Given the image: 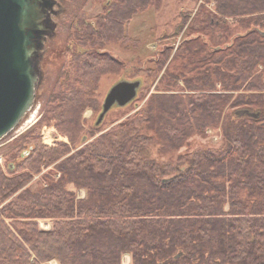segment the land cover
I'll use <instances>...</instances> for the list:
<instances>
[{"label":"trees","instance_id":"trees-1","mask_svg":"<svg viewBox=\"0 0 264 264\" xmlns=\"http://www.w3.org/2000/svg\"><path fill=\"white\" fill-rule=\"evenodd\" d=\"M161 1H108L95 26L79 20L43 117L4 153L0 264H122L124 255L129 264H264V0H201L188 37L194 30L232 37L228 18L245 32L212 48L187 38L173 69H164L170 53L162 52L155 69H164L162 88L77 146L100 77L123 65L101 48L114 39L126 49L138 45L127 23ZM52 123L69 143L42 144L39 131ZM210 128L222 131L220 149L172 156Z\"/></svg>","mask_w":264,"mask_h":264},{"label":"rangeland","instance_id":"rangeland-1","mask_svg":"<svg viewBox=\"0 0 264 264\" xmlns=\"http://www.w3.org/2000/svg\"><path fill=\"white\" fill-rule=\"evenodd\" d=\"M108 1L112 3L116 0H60L59 6L56 8L57 14L53 17L56 23L55 31L45 43V50L41 60V76L36 88L34 107L30 112V114L34 115L32 121L36 119L35 122L37 123L44 115L46 100L55 89L56 82L59 80V76L62 72V62H64L63 59L67 50L66 45H70L73 41V35L79 20L83 16V18L85 17L84 20L88 21L90 25L95 26L96 18L100 14L103 15L106 13L107 9L109 11L110 3H108ZM200 3V0H162L159 10H155L153 7L149 6L145 12H139L132 16L131 20L127 23L124 31L132 39H138V45L131 46L130 44L126 49L121 46L123 44L120 39H114L113 42H109L106 46L101 48V51L107 52L110 57L119 60L123 65L121 69L116 65L114 71L108 72L100 77L96 89L95 107L86 108L82 113L85 131L79 138L78 147L88 143L89 140L118 124L127 116L143 107L149 95L154 93L156 89L162 88L163 83L162 81L160 82V77L163 75L164 69L167 66L169 67L168 69H173L172 66L174 63L170 62V60L179 50L180 44L184 40L200 36V39L206 42L207 47L212 48L218 44L225 46V44L231 41L233 36L245 32L236 26L237 24L234 19L228 18L227 23L231 27L232 37H227L225 40L218 41L216 39V33L213 36L212 32L208 34L206 31L198 32L197 30L190 32L188 37V29L186 26L192 23L193 13L196 11H192V9H197ZM208 8L213 10L214 3L209 4ZM188 12H191V16L184 26L179 28L178 25L186 19L183 15ZM124 35L123 32L122 36ZM63 50H65V52ZM162 52H169L170 59L165 64L164 69L155 74L157 61L162 57ZM66 58H68V56H66ZM150 70H152L151 75ZM261 70L262 68H259V71ZM121 80L140 82L136 97L132 102H129L123 107L114 105L105 114L104 118L98 122L104 98L111 87ZM260 93L264 94V91ZM33 112H35V114H33ZM30 114L25 117L23 123L30 117ZM27 121L25 124L21 123V125H23L20 127V130L30 123H27ZM35 122L30 127H34ZM44 127L46 128L44 129ZM91 133H93L92 136ZM39 135L40 141L43 142L42 144H44V142L50 143L47 145L49 147H54L58 142L69 143L68 138L61 135L53 123L50 125H43L39 131ZM15 138V134L11 133L0 140V167L3 166L2 164L6 159L4 153L8 145L12 143ZM223 143L224 139L221 129L210 128L206 130L204 136H191L187 140V145L180 147L176 152L172 153V156H176L178 153H184L187 149H220ZM151 156L157 157L160 160L171 157L170 154L160 156L153 150ZM52 169L54 170V166L51 167V170ZM47 171V169H44L41 173L35 175L32 179V183L34 181H39L42 173ZM35 186L36 183L33 184V187ZM68 188L72 189V186H68ZM83 191L82 189L76 190V197L78 199L84 198L85 192ZM40 227H44V229L51 228V224L42 222L40 223ZM129 263L130 256L124 255L122 257V264ZM46 264H56V261L52 260Z\"/></svg>","mask_w":264,"mask_h":264},{"label":"water","instance_id":"water-1","mask_svg":"<svg viewBox=\"0 0 264 264\" xmlns=\"http://www.w3.org/2000/svg\"><path fill=\"white\" fill-rule=\"evenodd\" d=\"M53 6V0H0V140L15 133L34 107L45 43L56 26ZM139 86V81L114 84L98 122L114 105L131 102ZM238 113L257 117L247 110Z\"/></svg>","mask_w":264,"mask_h":264},{"label":"built area","instance_id":"built-area-1","mask_svg":"<svg viewBox=\"0 0 264 264\" xmlns=\"http://www.w3.org/2000/svg\"><path fill=\"white\" fill-rule=\"evenodd\" d=\"M33 114H35V112H33ZM31 116H32V114L30 115V117L27 119V120H30L31 119ZM34 118V117H33ZM26 120V121H27ZM35 120L36 119H34L32 122H30L29 124H27L22 130H20V129H18L17 130V133H16V135H19L20 133H22L23 131H25L27 128H29L34 122H35ZM26 121L24 122V124L26 123ZM46 127H44V129H45ZM45 132V131H44ZM45 139V138H44ZM44 144L45 145H49L50 143H46V142H44Z\"/></svg>","mask_w":264,"mask_h":264},{"label":"flooded vegetation","instance_id":"flooded-vegetation-1","mask_svg":"<svg viewBox=\"0 0 264 264\" xmlns=\"http://www.w3.org/2000/svg\"><path fill=\"white\" fill-rule=\"evenodd\" d=\"M54 1V6H53V16L54 17L56 15V8L59 6L58 4L60 3V0H53ZM55 13V14H54Z\"/></svg>","mask_w":264,"mask_h":264},{"label":"bare ground","instance_id":"bare-ground-1","mask_svg":"<svg viewBox=\"0 0 264 264\" xmlns=\"http://www.w3.org/2000/svg\"><path fill=\"white\" fill-rule=\"evenodd\" d=\"M34 115L31 116V119L27 121V123L31 122L32 121V118H33ZM83 191V190H82ZM84 192V191H83ZM40 223H42V221H39V226H40ZM42 230H50V228H47V229H44V227H40Z\"/></svg>","mask_w":264,"mask_h":264},{"label":"crops","instance_id":"crops-1","mask_svg":"<svg viewBox=\"0 0 264 264\" xmlns=\"http://www.w3.org/2000/svg\"><path fill=\"white\" fill-rule=\"evenodd\" d=\"M201 1V0H200ZM194 10H196L195 8L194 9H192V11H194Z\"/></svg>","mask_w":264,"mask_h":264}]
</instances>
